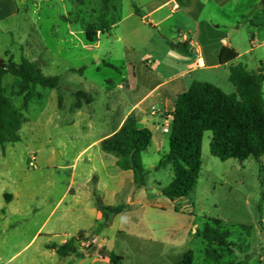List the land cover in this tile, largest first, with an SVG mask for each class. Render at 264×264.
Instances as JSON below:
<instances>
[{"label": "rangeland", "instance_id": "374dc122", "mask_svg": "<svg viewBox=\"0 0 264 264\" xmlns=\"http://www.w3.org/2000/svg\"><path fill=\"white\" fill-rule=\"evenodd\" d=\"M136 1L117 0L109 16L115 22L113 28L99 34L94 44L86 41L84 25L98 22L101 0H20L18 14L0 22L3 63H20L26 57L38 62L45 75L61 77L59 88L38 86L24 95L18 93L17 77L6 74L3 78L6 95L24 110L28 122L20 131V142L7 144L4 152L0 145V264H49L47 255L51 251L44 245L50 240L63 242L62 230L68 226L60 221L59 201L77 156L85 154L84 162L88 154L103 153L100 146L94 147L96 141L115 128L134 102L156 83L157 63L166 71L169 60L181 59L184 47L174 54V38L186 34L197 40L194 21L184 12V6L197 13L200 36L207 33V28L219 29L241 53L220 70L191 73L185 78L188 86L203 80L232 94L237 91L230 82L231 65L241 64L250 73L260 72L264 64V0H176L181 8L178 12H171V4L153 16L167 17L157 27L151 20L142 22L135 16ZM173 44L178 45L176 41ZM262 90L264 94V79ZM78 92L92 99L87 103L84 98L80 109L75 108ZM158 101L166 102L163 90L155 93L143 109L148 111ZM156 124L160 151L154 145L143 152L148 180L144 190L136 193L147 192L151 204L168 215L163 209L173 211L174 204L161 191L172 181L173 173L168 166L156 167L161 155L169 150V133L163 132L164 120L156 118ZM211 139L212 132H205L203 166L189 198L197 223L202 226L207 219L219 220L221 229L231 232L232 246L223 249L193 242L195 262L204 264L207 256L213 264H235L239 260V264H260V260L264 262V172L253 157L245 161L214 157ZM33 157L35 167L29 165ZM132 186L128 182L126 189ZM164 215H160L162 219ZM161 218L149 213L145 222L155 226ZM98 232L91 233L90 238ZM88 239L80 238L79 247H91Z\"/></svg>", "mask_w": 264, "mask_h": 264}, {"label": "trees", "instance_id": "16d2710c", "mask_svg": "<svg viewBox=\"0 0 264 264\" xmlns=\"http://www.w3.org/2000/svg\"><path fill=\"white\" fill-rule=\"evenodd\" d=\"M117 0H101L100 16L97 23L88 22L84 25L86 41L94 44L99 34L109 32L115 22L109 18L116 8ZM134 12L143 17L137 3L133 2ZM180 48L184 47L179 43ZM239 57L232 47L223 46L219 59L222 65L231 64ZM0 67V145L3 152L9 143L22 140L20 131L28 118L22 108H19L6 95L3 78L11 74L19 79L18 93L24 95L32 88H59L61 77L45 75L38 62L22 57L20 63L10 60ZM114 67L112 64H108ZM259 73H250L244 66H230V82L236 88V93L227 94L215 84L194 81L185 92L178 95L169 132V150L163 154L157 169L170 166L173 173L172 181L162 189V194L174 200L188 196L193 192L203 166L202 147L205 132H212L210 142L211 154L222 160L237 159L245 161L253 157L260 163V171L264 172V94L262 82L264 79V64ZM74 70V69H73ZM75 108L82 107V100L87 103L92 99L84 92L77 93ZM153 131L148 128H138L135 116H129L122 127L112 136L101 142V149L117 158V166L123 171L131 170L137 189L147 185L148 172L143 163L142 154L151 145ZM96 203L104 221L101 227L107 226L112 219L129 208L128 205L108 206L96 194ZM219 220L207 219L203 227L197 231L196 237L207 245L229 248L232 246L230 231H223ZM79 239H72L64 245L47 244V248L60 256L75 255L84 257L79 251ZM86 253L95 252L86 248ZM99 253L108 256L111 264H122L124 257L99 249ZM216 252V251H214ZM176 264H195L194 252L188 250L177 260Z\"/></svg>", "mask_w": 264, "mask_h": 264}, {"label": "crops", "instance_id": "0c3cea01", "mask_svg": "<svg viewBox=\"0 0 264 264\" xmlns=\"http://www.w3.org/2000/svg\"><path fill=\"white\" fill-rule=\"evenodd\" d=\"M136 3L142 10L143 17L137 16L134 12L135 16L142 22L148 18V21H152L151 25L156 27L167 17L154 19L153 16L159 14L171 4H173L171 7L172 13L181 9L176 0H137ZM175 5L179 6L177 10L174 9ZM19 6L20 0H0V22L15 17L18 14ZM146 7H149V9L144 11ZM184 8V12L191 16L194 21L197 40H193L186 34L182 36L179 34L177 38H174V42L178 43L177 46L171 44L174 54H178L179 43L184 45V53L180 55L181 59L173 58L169 60L166 71L160 70L162 65L160 62L157 63L158 67L154 71V76L157 78L156 83L140 99L134 102L115 128L96 141L94 147L100 146L101 148L102 140L116 133L129 116H135L138 128L148 127L153 131L150 147L155 145L156 151L159 152L161 142L156 139L158 131L156 118L164 120L167 114L172 115L178 95L191 86H188L185 78L191 76V73L193 74L197 70H220L223 68L219 59L220 49L223 46L232 47L239 53L230 37L227 34L221 35L219 29L207 28V33L200 36L201 24L197 13H192L188 5ZM239 56H241V53H239ZM148 62L151 61L148 60ZM199 82L205 81L200 80ZM159 90L165 92V104L158 101L153 103L148 111L144 110L143 106ZM159 103L160 107H158ZM102 152L88 154L89 156L84 162L82 159L85 154L81 153L77 156L71 168V176L66 181V186L59 201L60 206H62L60 221L68 228L64 226L62 230L63 242L55 243L61 246L74 238L79 240L80 238H89V246L91 245L90 248L95 249V252L87 254L85 249L79 247V251L85 254L84 257L77 258L73 254L63 257L46 247L47 244L53 243L50 240L44 245L47 250L51 251L47 255L49 264H111L109 257L99 253V249H105L107 252H114L123 256L124 261L122 264H176L184 252L188 250L194 252L191 248L193 242L199 241L203 244L204 241L195 236L203 225H199L194 216L195 207L189 198L190 194L172 200L174 204L173 211L163 209L169 213L168 215L161 214L162 208L151 204V196L147 192L138 193V196L136 190H144V188L137 189L133 172L131 170H121L117 166L115 156L107 154L103 150ZM168 167L170 168V166ZM127 181L133 183L130 190L126 189ZM96 194L103 200L105 205L119 206L124 204L128 205L129 208L116 215L107 226L101 227L104 219L97 208ZM130 195L136 197L131 198ZM149 213H154L159 218H161L160 215H164L162 217L167 220L161 218L162 220H157V225L151 226L145 222V216ZM69 228L71 231L67 232ZM96 230L99 232L94 234L93 238H90L91 233ZM204 244L206 243L204 242ZM235 254H238V252L236 251ZM236 256L239 260L238 255ZM240 261L235 264H239ZM203 263L213 264L207 256ZM195 264L197 263L195 262ZM246 264L248 263L246 262ZM260 264H264V262L260 260Z\"/></svg>", "mask_w": 264, "mask_h": 264}, {"label": "built area", "instance_id": "2783aa9c", "mask_svg": "<svg viewBox=\"0 0 264 264\" xmlns=\"http://www.w3.org/2000/svg\"><path fill=\"white\" fill-rule=\"evenodd\" d=\"M179 8L178 5H175L174 6V9L177 10ZM172 115L171 114H167L165 119H164V126H163V132L164 133H169L170 132V125H171V122H172ZM36 161V158L33 157L32 160L30 161L29 165L31 167H35V162ZM2 264H9V263H2Z\"/></svg>", "mask_w": 264, "mask_h": 264}, {"label": "water", "instance_id": "95a60500", "mask_svg": "<svg viewBox=\"0 0 264 264\" xmlns=\"http://www.w3.org/2000/svg\"><path fill=\"white\" fill-rule=\"evenodd\" d=\"M145 21H147V22H148V18H146V19H145ZM172 45H175V44H173V43H172ZM176 46H177V45H176ZM3 65H4V64H3V60H2V59H0V67H3Z\"/></svg>", "mask_w": 264, "mask_h": 264}]
</instances>
